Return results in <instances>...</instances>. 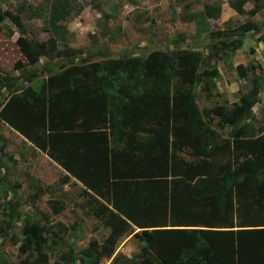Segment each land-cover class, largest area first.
Returning <instances> with one entry per match:
<instances>
[{
    "label": "trees",
    "instance_id": "16d2710c",
    "mask_svg": "<svg viewBox=\"0 0 264 264\" xmlns=\"http://www.w3.org/2000/svg\"><path fill=\"white\" fill-rule=\"evenodd\" d=\"M247 1L251 7L244 9ZM225 2L246 20L211 29L207 19L220 13L216 1L195 11L185 7L181 20L191 21L195 34L205 33L211 44L238 41L264 1ZM72 3L41 0L15 13L0 8V23L15 27L27 64L46 59L38 72L20 78L0 72V122L53 161L63 182L80 185L107 233L100 244L90 240L74 252L59 233L62 224L55 230L26 219L18 247L26 255L19 264H46L57 247L63 248L62 264H99L125 234L140 242L138 251L109 264H264V129L255 126L252 112L264 69L236 65L245 91L227 107L201 109L198 92L208 97L218 72L200 51L172 45L91 59L66 45L63 21L73 8L80 10ZM24 10L40 19L46 40L24 35L18 19ZM40 75L38 87L29 84ZM51 208L54 214L62 209L57 201Z\"/></svg>",
    "mask_w": 264,
    "mask_h": 264
},
{
    "label": "rangeland",
    "instance_id": "374dc122",
    "mask_svg": "<svg viewBox=\"0 0 264 264\" xmlns=\"http://www.w3.org/2000/svg\"><path fill=\"white\" fill-rule=\"evenodd\" d=\"M41 0H0V8L15 13L20 5L35 6ZM71 13L63 21L67 30L66 45L83 51L91 59H99L104 53L110 57L142 55L155 47L194 49L206 56L210 65L218 72L215 88L206 97L198 92L196 103L201 109L214 105L229 106L245 91L246 82L240 78L236 65L264 69V3L262 9L251 17L252 28L238 41L222 40L211 44L205 33L197 35L191 21L181 20L185 7L199 10L203 2L220 3L216 19H207L213 30L231 29L246 20L245 15L232 11L225 0H72ZM264 1V0H263ZM244 9L251 7L247 1ZM18 19L24 35L43 41L49 36L40 19L29 17L26 10ZM153 22V24H150ZM181 35L182 39L177 38ZM18 33L8 20L0 23V72L22 77L46 61L41 57L34 65L27 64L22 47L16 41ZM61 48V44H57ZM249 73V70L246 71ZM41 76L31 78L29 84L38 87ZM20 81V79H18ZM24 85L26 83H23ZM0 89V101L4 97ZM255 126L264 129V82L259 91V100L252 109ZM0 264H19L26 253L18 250L20 227L24 221L39 224L63 225L59 233L71 243L74 252L87 246L90 240L97 244L107 233V228L95 218L80 194V185L69 179L63 182V171L44 154L35 150L23 137L0 122ZM57 201L62 209L54 214L51 204ZM11 208H13L11 210ZM10 216V218H8ZM8 224V226H7ZM13 238L16 240L12 243ZM140 242L125 234L115 244L110 258H103L99 264L133 258ZM63 248H53L46 264H62L60 253ZM32 259L31 256H27ZM35 264V263H33ZM74 264H85L76 259Z\"/></svg>",
    "mask_w": 264,
    "mask_h": 264
}]
</instances>
